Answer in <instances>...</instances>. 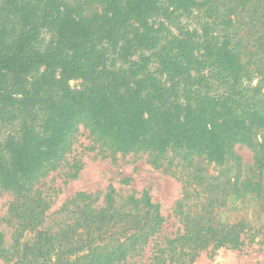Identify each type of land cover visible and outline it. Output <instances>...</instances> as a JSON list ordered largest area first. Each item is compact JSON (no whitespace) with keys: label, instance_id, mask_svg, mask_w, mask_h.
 <instances>
[{"label":"trees","instance_id":"trees-1","mask_svg":"<svg viewBox=\"0 0 264 264\" xmlns=\"http://www.w3.org/2000/svg\"><path fill=\"white\" fill-rule=\"evenodd\" d=\"M162 3L175 8L178 24L158 20L154 12ZM8 5L36 14L33 32L10 33ZM102 21L133 28L125 46L136 41L155 53L170 81L155 91L172 97L180 92L185 100L176 104L196 113L201 127L197 151L170 162L182 163L183 228L164 244L158 239L166 219L148 192L118 201L112 190L102 206L91 194L79 193L62 208L71 207L72 222L55 229L35 189L45 172L58 168L84 124L78 120L85 111L78 96L44 92L55 86L64 92L66 74H82L81 57L71 65L60 60L62 47L53 39L81 42L85 25ZM45 26L56 31L46 49L40 38ZM91 73L86 69L83 79ZM133 75L135 89L148 81ZM0 119L9 130L19 125L0 144V191L13 198L5 220L17 226L10 246L0 233V264H125L151 242L156 244L151 264H193L210 246L237 249L244 245V223H221L214 211L227 197L249 195L264 210V0H0ZM237 146L252 152L251 165ZM41 149V156L33 155ZM206 160L215 162L217 176ZM193 198L202 199L199 206L191 204ZM26 232L35 233L31 245L22 243Z\"/></svg>","mask_w":264,"mask_h":264},{"label":"rangeland","instance_id":"rangeland-1","mask_svg":"<svg viewBox=\"0 0 264 264\" xmlns=\"http://www.w3.org/2000/svg\"><path fill=\"white\" fill-rule=\"evenodd\" d=\"M170 6L162 3L154 14H158V20L168 18L178 24L175 19L179 14ZM9 14L13 26L10 33L16 34L21 30L33 32L35 29L36 14L29 9L15 12L8 5L5 17ZM132 34L133 28L122 30L120 25L102 21V24L97 22L91 28L85 25L79 33L83 38L81 42L73 38L52 40L56 41V46L60 44L62 47L58 49L62 54L60 60H67L71 65L81 57L82 74H66L69 88L64 92L56 86L45 88L44 92L78 96V102L85 110L78 120L80 118L84 124L80 125V132L70 150L64 149L66 154L58 168L45 172L35 189L49 206L46 220L55 229L72 222L69 218L73 216L69 212L71 207L64 208L65 211L62 208L79 193L91 194L95 205L102 206L105 196L112 190H116L118 201L132 195L140 198L148 192L153 204L160 205L166 219L158 239L164 244L166 238L174 237L183 228L178 209L183 196V183L179 178L182 163L177 167L179 160L170 162L187 150L197 151L196 138L201 127L196 113L176 104V101L185 100L180 92L172 97V94L155 91L166 89L170 81L162 72L155 53L137 45L136 41L125 46ZM53 35L55 37L56 31L51 27L42 28L40 38L45 49L52 43ZM58 67L57 72L60 73L63 67ZM86 69L92 72L88 81L83 79ZM135 72L139 73L140 79L148 80L144 84H136L138 89L133 87ZM172 102L175 104L171 105ZM10 110L8 107L7 111ZM18 128L16 125L9 130L0 119V144ZM206 138L210 140L208 135ZM236 148L244 162L251 165L252 152L245 147ZM37 152L33 155L41 156L42 149ZM206 162L210 174L217 176L215 162ZM196 192L201 191L198 188ZM12 199L11 194L0 191V233L4 234L9 246L14 243L17 228L13 222L12 225L7 224ZM201 200L193 198L191 204L199 206ZM221 206L214 211L216 220L233 225L244 223L245 229L241 234L244 245L237 249L210 246L193 264H264V210L256 198L251 195L246 198L231 196ZM34 237L35 233L26 232L22 243L31 245ZM155 245L151 242L142 253L132 256L125 264H151Z\"/></svg>","mask_w":264,"mask_h":264}]
</instances>
